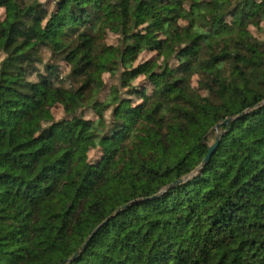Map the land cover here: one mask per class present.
Returning a JSON list of instances; mask_svg holds the SVG:
<instances>
[{
    "label": "trees",
    "instance_id": "obj_1",
    "mask_svg": "<svg viewBox=\"0 0 264 264\" xmlns=\"http://www.w3.org/2000/svg\"><path fill=\"white\" fill-rule=\"evenodd\" d=\"M263 21L264 0H0V264H264Z\"/></svg>",
    "mask_w": 264,
    "mask_h": 264
},
{
    "label": "water",
    "instance_id": "obj_2",
    "mask_svg": "<svg viewBox=\"0 0 264 264\" xmlns=\"http://www.w3.org/2000/svg\"><path fill=\"white\" fill-rule=\"evenodd\" d=\"M233 118H227L226 120H224L223 122H220L218 123L214 129L217 131V135H216V138L215 140L211 143L210 147H209V150H208V154L203 162V164H205L212 156L213 152L215 151L218 143H219V140H220V133H218V129L219 127L222 125V124H227L229 123ZM198 169H196V171H198ZM194 174V173H193ZM189 176H186L184 178H180L178 179L177 181H175L171 186H175L177 184H180L182 183L183 181H185ZM131 203H128L122 207H120L119 209H117L110 217H108L102 224L104 223H107L110 219L114 218L115 216H117L118 214H120L122 211H124L125 209H127L129 206H130ZM99 228V227H98ZM97 231V229L92 233V235H90V237L85 241V243L77 250L76 253H74V255H72V257H70L68 259V261H72L74 260L75 258H77L83 251L84 249L86 248L89 240L92 238V236L94 235V233Z\"/></svg>",
    "mask_w": 264,
    "mask_h": 264
},
{
    "label": "rangeland",
    "instance_id": "obj_3",
    "mask_svg": "<svg viewBox=\"0 0 264 264\" xmlns=\"http://www.w3.org/2000/svg\"><path fill=\"white\" fill-rule=\"evenodd\" d=\"M262 27L264 28V21L262 22ZM252 29H253V31H255V28H252ZM112 40H114V38L110 37V41H112ZM151 56H152V53H143L139 60L141 61V60H144V59L149 58ZM104 79H105L106 87L100 93L101 99H104V97L107 95V93L109 92L110 88L113 85V80H112V76H111L110 73H106L104 75ZM141 81H143V79L138 80L137 83H141ZM53 110H54L56 118H58V119L59 118H63V117L66 116V111L63 108V106H61V105L55 106L53 108ZM86 115L89 118H94L95 117L94 113L92 111H88ZM214 138H215V133H212L210 135V141L213 142ZM91 154H93V152H91Z\"/></svg>",
    "mask_w": 264,
    "mask_h": 264
}]
</instances>
